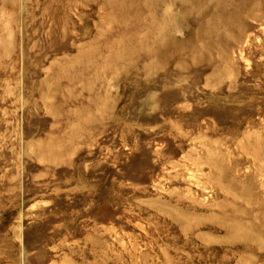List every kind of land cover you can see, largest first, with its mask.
Masks as SVG:
<instances>
[{
  "label": "rangeland",
  "instance_id": "rangeland-1",
  "mask_svg": "<svg viewBox=\"0 0 264 264\" xmlns=\"http://www.w3.org/2000/svg\"><path fill=\"white\" fill-rule=\"evenodd\" d=\"M0 264H264V0H0Z\"/></svg>",
  "mask_w": 264,
  "mask_h": 264
}]
</instances>
